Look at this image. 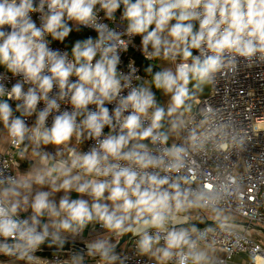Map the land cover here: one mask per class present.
Listing matches in <instances>:
<instances>
[{"label": "clouds", "instance_id": "9594fccd", "mask_svg": "<svg viewBox=\"0 0 264 264\" xmlns=\"http://www.w3.org/2000/svg\"><path fill=\"white\" fill-rule=\"evenodd\" d=\"M97 5L108 20L122 6L125 32L101 23ZM36 12L40 26L32 19ZM69 21L97 32L95 39L75 42L71 59L52 50L47 39L63 42L72 31ZM125 35L141 37L145 59L170 62L174 69L132 86L131 76L118 72ZM238 57L264 62V0H0V66L21 77L10 89L0 80V124L13 146L28 141L39 159L19 178L0 173V254L36 264L34 254L46 240L62 244L61 233H78L95 221L109 232L139 237L138 251L159 264H206L192 237L195 229L177 227L179 213L204 197L170 178L187 150L168 146L169 133L180 126L175 121L189 110L194 92L234 67ZM54 87L58 92L50 95ZM152 87L170 96L167 108L158 104ZM65 100L71 111H61ZM9 101L17 102L19 116ZM40 102L45 107L37 111ZM113 102L110 114L105 105ZM33 114L36 121L29 126L24 117ZM73 137L96 143L78 151L68 146ZM47 145L57 146L61 158L41 151ZM45 185L51 191L33 192V186ZM59 191L65 195L57 204L50 197ZM73 191L91 202L72 199ZM29 208L31 215L21 218ZM114 247L97 240L89 251L101 264H116Z\"/></svg>", "mask_w": 264, "mask_h": 264}, {"label": "built area", "instance_id": "2783aa9c", "mask_svg": "<svg viewBox=\"0 0 264 264\" xmlns=\"http://www.w3.org/2000/svg\"><path fill=\"white\" fill-rule=\"evenodd\" d=\"M96 10L101 23L117 32H125L127 25L121 19L119 10L115 13L114 20L106 19L99 5ZM31 15L37 26H40L41 13ZM73 23L77 25L76 22ZM78 26L87 29L90 37L96 38L97 32L93 28ZM47 39L52 50L67 53L71 59L66 47L59 45L50 36ZM122 39L125 43L120 52L118 72L130 75L132 86L143 84L146 79L133 55L134 51L145 58L141 51V37L125 35ZM193 54L197 55L198 52L195 50ZM237 60L234 67L225 68L222 73L217 74L206 95L194 99L193 111L180 114V136L174 143L168 142V146L183 145L187 154L183 166L171 172L170 178L185 191L202 194L203 201L193 208L228 210L264 227V62H249L240 57ZM20 79L19 76H12L6 69L0 71V80L9 89ZM70 79L75 81L76 77ZM28 87L26 84L24 90L27 91ZM152 91L154 92L153 88ZM57 92L58 89L54 87L50 95ZM127 94L128 89H125L122 95ZM9 102L16 107V101ZM60 104L61 111L72 110L71 104L66 100ZM105 106L111 114L116 103H107ZM44 107V103L40 102L37 111ZM89 108L95 110V105H89ZM55 114L48 117V126H51ZM124 115L128 113L125 112ZM36 118L35 114L24 117L29 126L35 123ZM103 131L107 134L109 128L105 126ZM95 143V140L84 139L77 144L81 146V151L87 152ZM29 144L31 143L25 141L22 145L13 146L10 142L9 150L0 152V173L17 177L13 153ZM59 148L65 149V146ZM49 153L56 156V159L61 158L57 154L58 148L51 149ZM99 227L104 229L101 224ZM193 228L195 231L192 237L197 240L198 247L204 245L223 251L222 255L214 257L212 264H227L234 257L242 255L248 257L251 264H260L259 258L264 259V247L252 237L250 230L230 223ZM138 239L139 237H134L126 251L116 253L120 257L116 264H159L157 259L138 251ZM47 261V264L74 263L64 252L51 253ZM167 264L174 262L169 261Z\"/></svg>", "mask_w": 264, "mask_h": 264}, {"label": "crops", "instance_id": "0c3cea01", "mask_svg": "<svg viewBox=\"0 0 264 264\" xmlns=\"http://www.w3.org/2000/svg\"><path fill=\"white\" fill-rule=\"evenodd\" d=\"M157 63L159 66H160V64H163L164 69L170 68V65H171L167 61L160 60V59H157ZM171 68H172V65H171ZM2 70H5V68L0 66V71H2ZM161 99H162L161 104L164 103L165 106H168V104L170 102V96L165 95L160 90V100ZM10 105H11V103H10ZM11 106L14 110V115L19 116V112L15 111L16 107L13 105H11ZM162 106H163V104H162ZM175 122L179 124V122L177 120ZM166 127H167V125H166ZM179 136H180V129L178 127L176 130L170 131L168 142L170 144L174 143L179 138ZM9 143H10V140L8 138V135H7V130L4 128L3 124H0V152L8 151L9 150ZM68 146L69 147H75L78 151H81V146H79L76 143L75 137H73L71 143ZM54 148H57V146H53V145L42 146L41 151L49 153V151L51 149H54ZM13 154H14V157L16 160L15 164H14V169H15V172H16L18 178L25 175L26 173H28L39 162L38 157L35 155V153L33 151V145L32 144L24 145L20 150L15 151ZM36 190L51 191V188L47 185L43 186L42 188H40V186H33V192L34 193ZM64 195H65L64 191H59V192L53 193V195L50 198L53 199L58 204L59 200ZM68 195L72 199L83 198V199L89 200V202H91V198L89 196L84 195V196L80 197L79 194H77L74 191L68 193ZM105 195H107V193H105ZM30 215H31V209L30 208L26 212L20 213V216L22 218H27ZM42 220L45 223L48 222L47 217L42 218ZM242 221H247V220L244 219ZM99 225H100V223L94 221V222L89 223L82 231H80L78 233L64 232V233H61V236H62V238L71 239V240H79V241H83V242H86L89 244H92L93 242H95L97 240H107V241H109L110 244H113L118 239V236H114V237L110 238V236L113 234V232H109L105 228L101 229L99 227ZM184 228H189V227H184ZM191 228H193V227H191ZM260 233H262V232H260ZM199 249L202 250L206 254V264H212L214 257L220 256L223 254V251L221 249H218L215 247H208V246L201 245L199 247ZM122 251H126L125 246H122L115 253H120ZM50 254H51V252L36 251L34 254L36 257H38L36 264H47V262H48L47 259H48ZM64 254L67 256V258H69L70 260H72L74 262L73 264H98V263H100V257L98 255H94L92 253L79 254V253H72V252H64ZM149 256H151V255H149ZM244 257H246V256H244V255L236 256L231 261L235 260V262L238 264H246ZM77 258H79V259H77ZM246 259H248V257ZM247 261L249 264H251L249 262V259ZM0 264H26V262L22 261V260H17L15 257H9V256H5V255L0 254Z\"/></svg>", "mask_w": 264, "mask_h": 264}, {"label": "water", "instance_id": "95a60500", "mask_svg": "<svg viewBox=\"0 0 264 264\" xmlns=\"http://www.w3.org/2000/svg\"><path fill=\"white\" fill-rule=\"evenodd\" d=\"M182 215L186 220L180 221V224L177 225V227H200L204 225L209 224H224V223H230L234 224L236 226L242 227L246 230H254V231H260L264 234V227L261 225H258L256 223H252L250 221H242V220H229V219H210V218H204L201 220H192L191 217H189L186 214H179ZM118 236V239L111 245H114V251L116 252L118 249H120L122 246H125V250H127L131 240L136 237L132 233H126L123 236L113 233L111 237ZM63 243L56 242L54 243L51 239H48L45 241L44 244L40 246V248L37 251H46V252H72V253H79V254H87L91 253L89 251V247L91 244L79 241V240H71L62 238ZM109 239V238H108Z\"/></svg>", "mask_w": 264, "mask_h": 264}, {"label": "trees", "instance_id": "16d2710c", "mask_svg": "<svg viewBox=\"0 0 264 264\" xmlns=\"http://www.w3.org/2000/svg\"><path fill=\"white\" fill-rule=\"evenodd\" d=\"M122 10L123 7L121 6V9H119L120 14L122 15ZM123 22L127 25V22L123 20ZM174 23V21H173ZM69 26L72 28L71 33L63 40V42L55 40L59 45L66 47L70 54H71V49L74 46L76 41H83L87 38H89V31L83 27H80L78 25H74L72 23V21H69ZM195 50H193L194 52ZM133 55L136 59V62L140 65L141 67V72L143 74H147V73H152V75L157 72L160 71L161 69L159 68V65L157 63V59H152V60H147L145 59L143 56H141L140 53L138 52H134L133 51ZM149 68L151 69L149 71ZM144 69L146 70L144 72ZM142 74V75H143ZM152 80V78H151ZM150 80V81H151ZM154 89V93H155V97L157 98L158 102L160 100V90H157L155 87H152ZM189 88L192 89L193 88V84H189ZM208 87L205 86V88H201L198 91L194 92V95L191 97V99L189 101H194L195 98L197 97H202L204 95H206L208 93ZM161 105V104H159ZM162 106V105H161Z\"/></svg>", "mask_w": 264, "mask_h": 264}, {"label": "rangeland", "instance_id": "374dc122", "mask_svg": "<svg viewBox=\"0 0 264 264\" xmlns=\"http://www.w3.org/2000/svg\"><path fill=\"white\" fill-rule=\"evenodd\" d=\"M72 23H73V21H72ZM168 63H170V62H168ZM170 64L172 65V68L174 69V65L172 63H170ZM171 65H170V67H171ZM159 68L161 70H163L164 69L163 64H160ZM145 71L146 70L144 69V72ZM143 76L146 79V81L150 82V80L152 78V73L143 74ZM206 87H208V89H209L210 84L206 85ZM203 88H205V86H203ZM161 102H162V99L159 100V104H161ZM162 104H163V107L167 108V106H165L164 103H162ZM188 105H189V110L185 111L186 113H189V112L193 111L192 101H189ZM177 121L178 122L180 121L179 117H178ZM179 214H186L189 217H191L193 220H201V219H204L205 217L206 218H210V219L244 220L239 215H237V214H235V213H233L231 211L224 210V209H206V210H202V209H199V208L190 207V208H187L185 210H182ZM189 228H191V227H189ZM250 233H251L252 237L264 247V234L260 233L259 231H254V230H250ZM244 258H245V263L249 264L248 261H247L248 259H246L247 257H244ZM228 264H238V263H236L235 260H234V261H229Z\"/></svg>", "mask_w": 264, "mask_h": 264}, {"label": "bare ground", "instance_id": "6f19581e", "mask_svg": "<svg viewBox=\"0 0 264 264\" xmlns=\"http://www.w3.org/2000/svg\"><path fill=\"white\" fill-rule=\"evenodd\" d=\"M180 216V221H184L186 220V218H184L182 215H179ZM260 264H264V259L263 258H259V261H258Z\"/></svg>", "mask_w": 264, "mask_h": 264}]
</instances>
